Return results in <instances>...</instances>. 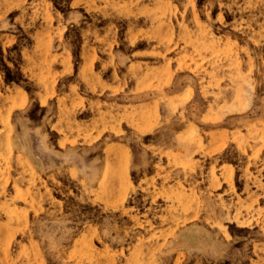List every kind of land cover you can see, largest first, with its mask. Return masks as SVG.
Returning <instances> with one entry per match:
<instances>
[{
    "label": "rangeland",
    "instance_id": "obj_1",
    "mask_svg": "<svg viewBox=\"0 0 264 264\" xmlns=\"http://www.w3.org/2000/svg\"><path fill=\"white\" fill-rule=\"evenodd\" d=\"M0 264H264V0H0Z\"/></svg>",
    "mask_w": 264,
    "mask_h": 264
}]
</instances>
